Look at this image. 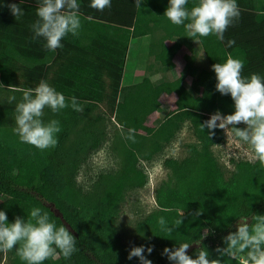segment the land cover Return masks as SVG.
<instances>
[{"label":"trees","instance_id":"trees-1","mask_svg":"<svg viewBox=\"0 0 264 264\" xmlns=\"http://www.w3.org/2000/svg\"><path fill=\"white\" fill-rule=\"evenodd\" d=\"M79 2V33L67 35L63 47L54 52L44 47L42 39H33L31 24L37 19L38 0H25L21 5L25 14L20 19L7 7L19 0H5L0 8V209L11 222L16 216L28 218L33 207H41L57 225L69 228L78 251L65 259L57 250L43 264H140L135 257L128 260L127 254L142 244L154 246L150 255L145 253L152 264H171L162 249L183 242L192 243L188 254L194 256L203 245L210 258H215L216 247H222V238L235 231L240 215L264 214V164L255 158H231L233 167L225 175L218 163L213 147L224 141L225 132L216 128L209 136L200 124L216 110L230 114L233 102L215 90L211 65L232 55L244 60L242 75H264V0H237L241 16L225 32V40H235L231 48L215 36L192 37L186 25L172 24L163 15L168 0H144L142 8L134 0H112L111 7L103 11L90 7V0ZM187 6L191 8L193 0ZM162 22H170L164 36L174 37V43L167 46L164 40L157 41L152 66L172 69L180 47L196 40L203 52L202 65L195 66L185 56L188 86L182 75L173 79L163 75L155 81L144 77L123 85L130 39L152 32ZM41 79L67 98L75 95L83 108L59 113L45 109L44 119H58L61 131L56 146L44 151L19 142L13 132L15 102H8L12 95L19 101L22 91L35 87ZM162 93L174 94L169 110L161 108ZM100 105L103 111H97ZM156 112L164 115L141 133ZM105 118L120 128L114 143L119 167L98 174L84 190L75 177L80 165L103 143ZM186 121L194 140L185 143L183 157L163 160L168 173L154 190L156 208L136 222V241L127 245L113 224L125 191L146 183V174L128 156V150L148 161ZM121 125L125 131L135 129V143L121 135ZM164 127L170 130L167 135L161 132ZM16 174L29 176V180L19 183ZM181 212L184 220L179 228L171 234L159 231L157 217L163 215L172 222ZM205 228L211 229L207 235ZM2 254L9 255V264H24L14 250L0 251V257ZM224 264H246L245 255L225 257Z\"/></svg>","mask_w":264,"mask_h":264},{"label":"clouds","instance_id":"clouds-1","mask_svg":"<svg viewBox=\"0 0 264 264\" xmlns=\"http://www.w3.org/2000/svg\"><path fill=\"white\" fill-rule=\"evenodd\" d=\"M19 3L7 4L15 19H20L25 12ZM168 0L164 14L174 25H186L192 37L215 36L226 48L235 44L234 39L225 40V32L235 24L241 10L237 0ZM144 0H134L137 8H142ZM35 21L31 24L33 39H42L49 51L62 48V40L69 34L76 36L81 28L79 0H38ZM112 0H90V7L103 11L110 8ZM5 0H0V8ZM244 60L228 55L223 62L211 65L215 74V90L221 95L230 96L233 111L222 114L219 110L200 124L201 130L208 129V135L214 129L230 128L239 142L247 145L254 158L264 164V75L251 73L242 75ZM8 102H15L14 134L19 142L31 145L40 151L54 148L58 142L57 134L61 131L58 119L45 120V109L59 113L66 108L76 112L83 111L78 98H67L47 80L41 79L35 87L26 88L17 101L15 95L8 97ZM244 127H237L239 124ZM121 135L135 143V129L121 125ZM166 211V209H165ZM182 212L170 222L165 216L157 217L160 232L171 234L183 223ZM207 229V233L211 230ZM148 239V238H146ZM199 243V241L195 242ZM192 243H179L171 248L164 247L171 264H224L225 257L245 255L246 264H264V214L240 215L235 231L228 232L222 238L223 246L215 249L216 257L210 258L209 250L201 245L194 256L188 254ZM15 251L24 264H43L50 256L57 254L65 259L78 251L77 239L65 224L53 221L41 207H33L28 218L16 216L11 222L7 213L0 209V251ZM153 245L134 246L128 250L127 259L137 258L140 264H152L145 255H150Z\"/></svg>","mask_w":264,"mask_h":264},{"label":"rangeland","instance_id":"rangeland-1","mask_svg":"<svg viewBox=\"0 0 264 264\" xmlns=\"http://www.w3.org/2000/svg\"><path fill=\"white\" fill-rule=\"evenodd\" d=\"M134 45L137 44L136 53L129 50L128 54V63L131 60L132 56L136 55V66H135V74L130 70H126L122 84L129 85L133 82H139L144 77L151 78L149 72H144L143 64L147 62L149 57L146 55V44L145 40H134ZM133 48V44L131 45V49ZM183 54H178L175 59L177 60V64L174 68V77L182 75L186 79H184L186 85L188 86L189 77L185 76V62L186 59ZM203 53L195 56L194 65H202ZM163 69V68H162ZM161 69V70H162ZM129 71V72H128ZM130 73L132 75H130ZM151 73V72H150ZM162 73L166 76L167 70L164 69ZM152 74V73H151ZM134 80L132 81L131 80ZM168 79H173V77L169 76ZM170 100V99H169ZM164 105L163 109H171L172 106ZM104 106L100 105L97 111H103ZM164 115L163 112H157L154 116H151L147 123L143 125L141 133H145V129L148 126H151L155 123L156 117H161ZM210 116V115H209ZM107 118V117H106ZM104 119L105 121V138L101 146L95 150L90 156L87 158L85 162H83L76 174L77 183L84 189H89L92 181L100 173H105L108 171H114L119 167V156L116 148L114 147V143L117 141V134L120 135V128L114 125L115 121ZM238 127H244L241 123L237 125ZM225 132V139L221 144L215 145L213 147V152L217 157L218 163L222 167L225 175H228L231 171L233 165L230 162L231 158L235 159H248L253 160L254 156L247 145L239 142L238 138H236L231 132L230 128L223 129ZM169 128L164 127L162 129V134L167 135L169 133ZM194 137L191 132V128L189 123L186 121L182 123L180 129L174 134V136L170 139L169 142L164 143L163 148L155 153L153 157L148 160H142L138 158L133 150H128V156L131 157L134 161H136L139 168H141L146 174V183L143 186L135 187L132 189H128L125 191L124 199L120 203L119 213L114 221V226L116 228L117 234L120 236L123 243L127 245H132L136 241L135 234V225L136 222L147 215L149 212L156 208L155 199H154V190L160 184L162 180L167 177L168 170L163 165V160L167 157L173 158H181L187 152L185 148V143L193 141ZM14 156H18L17 153L13 154ZM16 180L19 183H27L29 180V176H23L20 174H16ZM0 264H9V255L2 254L0 257Z\"/></svg>","mask_w":264,"mask_h":264},{"label":"crops","instance_id":"crops-1","mask_svg":"<svg viewBox=\"0 0 264 264\" xmlns=\"http://www.w3.org/2000/svg\"><path fill=\"white\" fill-rule=\"evenodd\" d=\"M169 27L171 28L170 22H162L160 24V26L157 27L156 29H154L152 32H150L148 34H145L143 36L134 37V38L130 39L129 45H128V51H127V55H126V62H125V67H124L122 80H123V77H124V74H125L126 70H130V71H132V73L134 72V74H135V66L137 65L136 64L137 63L136 62V58H135L136 55L132 56L131 60L128 63V67H127L128 54L130 52L129 50L133 51V53L134 52L136 53L137 44L134 45V42H132L134 40H142V41L145 40V44H146V47H147L146 55L149 57V59H147L146 63L144 62L143 70H144V72H146V70H147V73L149 72V74L151 75V78H149V79L151 81H155L159 77L163 76L164 74L162 73V71H164V69L167 70V75H166L167 78H168V74H169V76L174 78V68L175 67H173L172 69L164 67L162 70L161 69L160 70H156V68H154L152 66V65H154L156 63L155 57H154V55H155L154 50L157 51L158 47H159L158 44H160L159 42L157 43V41H161V40L163 41L164 40L163 42L167 46H171L174 43V37H167V36L165 37L164 36L165 33H167L166 35H168L167 29H169ZM196 41L192 42V44L180 47V49L177 51L175 57H177L178 54H183L182 56H184V57L185 56H189V58L191 60H193V64H194L195 63L194 62L195 56L199 55V54L201 55L203 53L202 50H201V47L199 46V43H197ZM132 44H133V48L131 49V45ZM175 57H173V63H175V66H176L177 60L175 59ZM202 62H203V60H202ZM130 75H132V74L130 73ZM131 80H132V78H131ZM133 80H134V78H133ZM136 82H133L132 84H134ZM187 84L188 85L190 84V79H189V82ZM159 100L161 102V107L162 108H164V105L172 106L173 103H174V94L162 93L160 95V97H159ZM156 113H154V117H155Z\"/></svg>","mask_w":264,"mask_h":264}]
</instances>
